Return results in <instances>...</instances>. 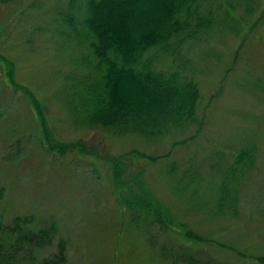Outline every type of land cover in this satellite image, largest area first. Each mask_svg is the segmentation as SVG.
Instances as JSON below:
<instances>
[{"label": "rangeland", "instance_id": "obj_1", "mask_svg": "<svg viewBox=\"0 0 264 264\" xmlns=\"http://www.w3.org/2000/svg\"><path fill=\"white\" fill-rule=\"evenodd\" d=\"M67 1L0 0L5 221L31 215L37 227L54 223L52 243L39 258L57 264H173L166 241H183L189 252L208 258L257 264L237 251L264 253V0L207 2L205 11L213 9L224 27L189 47L201 89L196 118L155 136L75 118L72 77L87 66L80 58L85 46L60 31L57 13ZM250 143L256 162L245 171L238 212L230 216L216 210L221 180ZM138 191L152 203L142 219L157 213L151 221L162 217L170 228L130 223L127 200H136ZM182 224L232 250L191 245ZM62 240L66 259L59 261Z\"/></svg>", "mask_w": 264, "mask_h": 264}, {"label": "trees", "instance_id": "obj_2", "mask_svg": "<svg viewBox=\"0 0 264 264\" xmlns=\"http://www.w3.org/2000/svg\"><path fill=\"white\" fill-rule=\"evenodd\" d=\"M208 1L68 0L61 6L57 13L60 31L85 46L80 58L87 72L72 77L77 90L70 101L74 102L75 118L91 126L146 136L161 135L194 121L201 89L195 78L197 69L188 57L189 47L211 40L224 27L213 9L205 11ZM162 58L175 65L164 66ZM255 162L256 147L252 143L236 153L221 180L217 211L237 214L240 182ZM140 194L138 191L134 201L126 199L130 223L159 224L163 231L170 228V222L162 217L151 221L150 213L142 219V209L152 203L147 195ZM181 226L183 237L191 245L210 242L228 247L188 225ZM55 229L54 223L37 227L31 215L16 216L7 223L0 211V264H57L56 258H39V253L51 245ZM62 241L59 261L66 259V243ZM168 244L164 242L165 252L173 264H233L191 253L183 241ZM237 254L264 264V253Z\"/></svg>", "mask_w": 264, "mask_h": 264}]
</instances>
